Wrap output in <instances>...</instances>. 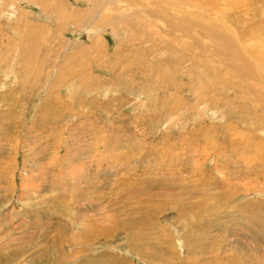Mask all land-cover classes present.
<instances>
[{"label": "rangeland", "instance_id": "1", "mask_svg": "<svg viewBox=\"0 0 264 264\" xmlns=\"http://www.w3.org/2000/svg\"><path fill=\"white\" fill-rule=\"evenodd\" d=\"M225 28L264 48V0H0V264H264V87Z\"/></svg>", "mask_w": 264, "mask_h": 264}, {"label": "bare ground", "instance_id": "2", "mask_svg": "<svg viewBox=\"0 0 264 264\" xmlns=\"http://www.w3.org/2000/svg\"><path fill=\"white\" fill-rule=\"evenodd\" d=\"M129 1V0H128ZM254 1V0H253ZM209 3V2H207ZM130 4H134L131 2ZM178 5V4H176ZM129 6V5H128ZM201 6V5H200ZM55 8V6H52ZM203 7V6H202ZM212 7V6H211ZM219 7V6H218ZM52 8V9H53ZM214 11V10H213ZM216 12V11H215ZM214 13V12H213ZM75 14V12L73 13ZM182 17V16H181ZM223 17V16H222ZM179 20V19H178ZM177 20V21H178ZM185 20V19H184ZM223 21V20H222ZM224 22V21H223ZM243 22V21H242ZM227 23V22H226ZM175 24V23H174ZM173 24V25H174ZM180 24V23H179ZM228 25V24H227ZM183 26V25H182ZM186 26V25H184ZM29 27V26H28ZM186 28V27H185ZM230 28V27H227ZM190 29V28H189ZM184 30V29H183ZM225 34L223 33H215L213 34V42L217 43V49L218 51H221V48L224 50H230L233 52V54L237 57L238 59V64L234 65L232 67V72L230 74L233 77H240L243 75L245 72L248 73L251 77L258 79V83H262V86L264 87V48H257L253 47H248V51L250 52L249 55H244L242 54L241 47L237 46V44L234 43L233 38H232V33L229 31V29H224ZM232 30V29H231ZM250 30V29H249ZM248 30V31H249ZM243 31V29H242ZM213 32V31H212ZM238 32V31H236ZM253 32V31H252ZM234 33V32H233ZM239 34V33H238ZM188 35V34H187ZM255 35V34H254ZM251 36V35H250ZM254 38V37H253ZM257 41V40H256ZM262 41V40H261ZM262 43V42H261ZM264 43V42H263ZM220 48H219V47ZM247 47V46H246ZM264 47V46H262ZM216 49V48H215ZM220 49V50H219ZM241 51V52H240ZM244 51V50H243ZM246 52V51H245ZM226 57V56H225ZM233 60V59H232ZM235 60V58H234ZM228 61V60H227ZM225 62V61H224ZM230 62V60H229ZM230 64V63H229ZM231 67V66H230ZM236 67V68H235ZM222 77V76H221ZM247 77V75H246ZM215 78V77H214ZM220 80L223 81V79L219 78ZM218 81V80H217ZM236 82V81H235ZM237 83V82H236ZM242 83V82H241ZM227 84V83H226ZM259 84V85H260ZM258 98V97H257ZM261 98V97H260ZM261 100V99H260ZM262 101V100H261ZM256 102V101H255Z\"/></svg>", "mask_w": 264, "mask_h": 264}]
</instances>
